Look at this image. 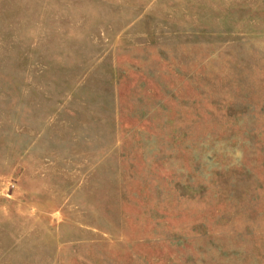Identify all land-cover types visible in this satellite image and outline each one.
<instances>
[{"label": "rangeland", "instance_id": "rangeland-1", "mask_svg": "<svg viewBox=\"0 0 264 264\" xmlns=\"http://www.w3.org/2000/svg\"><path fill=\"white\" fill-rule=\"evenodd\" d=\"M0 264H264V0H0Z\"/></svg>", "mask_w": 264, "mask_h": 264}]
</instances>
